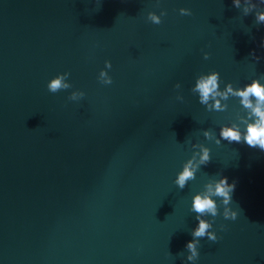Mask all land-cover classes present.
<instances>
[{"label":"water","instance_id":"obj_1","mask_svg":"<svg viewBox=\"0 0 264 264\" xmlns=\"http://www.w3.org/2000/svg\"><path fill=\"white\" fill-rule=\"evenodd\" d=\"M241 5L0 0V264H264V151L220 137L247 116L240 98L209 111L192 92L213 71L220 90L264 84V24ZM162 10L163 23L148 20ZM64 72L72 88L50 92ZM77 90L85 96L69 100ZM197 143L211 160L181 190ZM224 176L236 183L238 217L224 219L214 197L219 215L204 218L220 239L200 238L198 260L187 261L193 197Z\"/></svg>","mask_w":264,"mask_h":264},{"label":"clouds","instance_id":"obj_2","mask_svg":"<svg viewBox=\"0 0 264 264\" xmlns=\"http://www.w3.org/2000/svg\"><path fill=\"white\" fill-rule=\"evenodd\" d=\"M236 8H241V0H233ZM260 4H264V0H260ZM260 4L251 3V0H245V6H243L244 15H249L254 10L255 20L257 24H264V10H260ZM179 12L182 16H191L192 10L189 8H180ZM167 10H162L158 15L156 12L148 13V20L153 24L163 23L162 17L167 16ZM259 60L260 57H255ZM210 53H205L204 58L209 59ZM112 68L110 60L105 61V69H102L99 73V81L104 85H111L113 83L112 77L109 75L108 70ZM70 72H64L58 74L47 85L48 90L52 93L59 92L60 90H67L72 88V84L69 82ZM180 84L176 85L179 89ZM193 93H199V102L203 105H207L209 111H225L228 108L227 103H221V101H227L229 97L240 98V103L243 109L247 111V116L238 115V120L246 125V131L242 132L241 123L233 122L231 126H223L220 131V137L229 143H246L251 148H259L264 151V84L260 82V79H254L251 83L247 84L243 88H234L232 83H228L224 90H220V73L213 71L207 75H200L197 79L195 86L192 89ZM85 96V92L81 90L73 91L68 97L71 101L80 100ZM177 99L183 100L182 96H177ZM213 103H209V101ZM204 136L209 139H215L217 145L221 143L220 139H216L214 132L207 130ZM193 148H197L200 151L193 154L183 166V170L178 174L175 184L182 190L185 188L189 180H193L196 177L197 171L201 165H206L210 162L211 149L203 144L197 143L192 145ZM197 156L199 160L197 161ZM236 183H229L226 176L219 180L209 181L204 190L197 193L192 200L191 211L196 213V219L199 221L198 226L191 232L193 239L186 245L187 251L190 253L187 256V261L195 262L200 256L199 245L200 238L207 237L208 240L216 242L220 239L216 231H211L213 228V221L205 219L204 217L211 215L215 218L219 215V205L217 199L214 197L222 198V204L224 205L223 217L226 220H235L238 217V212L234 211L229 205L232 203V194L235 190ZM226 228L225 225H221V230ZM183 255V252L179 254Z\"/></svg>","mask_w":264,"mask_h":264}]
</instances>
